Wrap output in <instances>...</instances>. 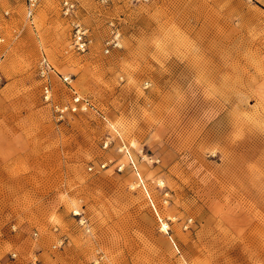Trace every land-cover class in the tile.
Returning <instances> with one entry per match:
<instances>
[{
	"label": "rangeland",
	"instance_id": "1",
	"mask_svg": "<svg viewBox=\"0 0 264 264\" xmlns=\"http://www.w3.org/2000/svg\"><path fill=\"white\" fill-rule=\"evenodd\" d=\"M3 11L0 264H264V0ZM74 20L84 53L70 48ZM110 22L120 47L105 54ZM41 57L87 112L57 119Z\"/></svg>",
	"mask_w": 264,
	"mask_h": 264
},
{
	"label": "built area",
	"instance_id": "2",
	"mask_svg": "<svg viewBox=\"0 0 264 264\" xmlns=\"http://www.w3.org/2000/svg\"><path fill=\"white\" fill-rule=\"evenodd\" d=\"M26 8V17L32 19L34 9L36 8L39 0H23ZM61 14L64 17H70L75 15L79 7V0H56ZM101 3H107L109 0H99ZM149 0H131V3L141 4L147 3ZM8 11H3L0 15V25L4 17L8 16ZM110 35L104 43V53L108 54L111 49L120 47V33L118 28L113 22L109 23ZM70 48L78 53H84L87 51L91 40L89 38L88 30L78 21L70 22ZM2 41L0 35V42ZM37 76L41 81V98L42 101L49 105L56 115L58 120L64 119L68 114L85 113L89 109V102L79 95V93L72 86V79L70 76H64L55 71L45 57H41L37 63ZM56 76L59 81L68 89L70 99L63 104L55 103L52 99V88L50 80L52 76ZM120 167L119 170L122 169ZM164 227V229H163ZM166 223L161 226L162 231H167Z\"/></svg>",
	"mask_w": 264,
	"mask_h": 264
},
{
	"label": "bare ground",
	"instance_id": "3",
	"mask_svg": "<svg viewBox=\"0 0 264 264\" xmlns=\"http://www.w3.org/2000/svg\"><path fill=\"white\" fill-rule=\"evenodd\" d=\"M163 229H164V227H163Z\"/></svg>",
	"mask_w": 264,
	"mask_h": 264
}]
</instances>
